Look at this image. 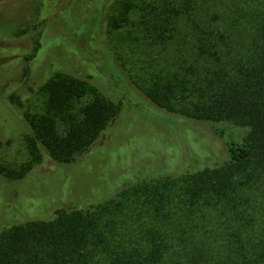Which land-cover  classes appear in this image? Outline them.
I'll use <instances>...</instances> for the list:
<instances>
[{
    "label": "rangeland",
    "instance_id": "374dc122",
    "mask_svg": "<svg viewBox=\"0 0 264 264\" xmlns=\"http://www.w3.org/2000/svg\"><path fill=\"white\" fill-rule=\"evenodd\" d=\"M40 1L0 0V163L16 169L29 165L21 179L0 175V232L72 209L97 219L106 234L135 240L155 215H188L197 223L196 232L209 233L212 245L219 249L232 231L228 215H254L255 231H260L264 163L250 156L227 187L204 181L201 192L194 173L229 164L226 146L205 125L156 105L137 82L136 76L144 72L166 76L186 69L193 73L199 67L186 23L180 21L158 40L141 38L135 20L120 29L109 27L110 19L119 17L116 0H72L68 6L67 0H46L48 5L41 11L47 23L30 75L22 83L14 79L9 84L21 71L22 51L29 49L27 38L13 37L12 30L30 18ZM250 7V18H242L233 31L238 47L256 30L251 23L260 10L258 4ZM92 15L98 18L95 40L102 45L97 51L87 49L80 36ZM135 18L132 15L130 20ZM182 35L184 46L174 38ZM80 45H84L81 52L93 50L99 63H91L95 56L91 62L82 58L76 51ZM179 59L185 65L178 64ZM56 75L80 78L121 107L92 144L71 161H55L39 143L41 159L35 162L26 146L30 128L23 111L39 109L40 87ZM8 91L19 96L24 107L5 98ZM244 134L226 129L224 138L238 135L240 140Z\"/></svg>",
    "mask_w": 264,
    "mask_h": 264
},
{
    "label": "trees",
    "instance_id": "16d2710c",
    "mask_svg": "<svg viewBox=\"0 0 264 264\" xmlns=\"http://www.w3.org/2000/svg\"><path fill=\"white\" fill-rule=\"evenodd\" d=\"M71 2L67 0V6ZM116 2L119 17L110 19L111 29H120L135 20L133 24L141 38L158 40L182 20L188 27L195 59L199 61L193 73L188 69L166 76L144 72L136 78L156 105L205 125L226 146L230 163L194 173L195 181H199L197 189L203 192L204 181L216 182L219 188L227 187L250 156L264 163V0ZM254 4L260 10L251 23L256 30H251L250 39L238 47V43H233V31L242 18L253 12L250 6ZM38 5L30 18L12 30L13 37L27 38L29 49L22 51L21 71L16 77L10 76L13 78L8 80L9 84L14 79L22 83L29 77L31 63L41 47L47 23L41 9L48 4L42 0ZM132 15L136 18L130 20ZM88 26L83 33L79 31L81 39L89 45L87 49L97 51L102 47L95 40L99 30L97 16L92 15ZM174 38L179 45H185L183 35ZM83 47L75 50L91 62L95 56L93 50L79 51ZM95 59L91 63L99 61L96 56ZM114 59L112 54L113 62ZM177 63L185 65L180 59ZM39 94V109L23 111L30 128V134L25 136L26 146L35 162L41 159L39 143L55 161H71L92 144L121 107L120 102L101 95L88 82L70 75L48 78ZM5 98L24 107L12 91ZM83 99L86 100L76 106ZM230 123L235 126H229ZM226 129L245 134L240 140L238 135L237 140H228L224 138ZM28 169L29 165L16 169L0 163V175L8 180L23 178ZM253 217L228 215L232 231L225 246L219 249L212 245L209 233L196 232L197 223L188 215L161 218L155 215L146 224L145 233L135 240L112 232L106 234L97 219L72 209L49 220L1 231L0 264H264V225L256 232Z\"/></svg>",
    "mask_w": 264,
    "mask_h": 264
}]
</instances>
